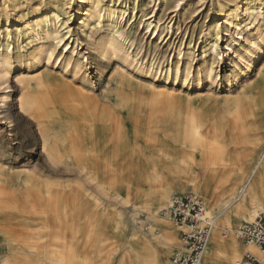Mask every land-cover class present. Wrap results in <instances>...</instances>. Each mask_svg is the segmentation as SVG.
<instances>
[{
    "label": "bare ground",
    "instance_id": "bare-ground-1",
    "mask_svg": "<svg viewBox=\"0 0 264 264\" xmlns=\"http://www.w3.org/2000/svg\"><path fill=\"white\" fill-rule=\"evenodd\" d=\"M98 4L99 1L93 2L95 8H98ZM50 14L46 11L34 22L25 21L23 29L26 35L46 40L49 30L60 19L57 12ZM112 14L111 9L106 11V16ZM85 15L89 18L92 14L86 11ZM123 18L121 15L120 22ZM262 21V24L256 20L237 28V37L245 39V42L241 45V51L234 52L236 62H232L233 73L231 80H227L229 92L223 102L212 99L213 93L201 92L204 79L210 80L214 73L204 63L193 76L194 94L192 91L170 92L166 89L167 83L163 89L152 85L147 90L141 89L134 84L135 79L126 77L118 68L107 78L101 94H97L88 85H75L74 77L70 81L66 78L69 74L67 71H72L74 76V72L83 70L84 65L78 59V65L74 67L67 63L61 74L48 70L33 78L15 77L7 102L15 95L16 104L7 105L6 118L25 121L30 128L31 138L26 144L28 151L21 152L22 148L18 146L16 154L10 155V165L0 161V264H73L68 254L69 241L78 236L84 240L94 237L102 220L119 223L122 219L120 207L125 202L119 192V179L124 172V167L118 164L121 155L130 161L131 168L136 165L138 175L152 172L156 174L153 176L155 181L160 182L159 176L167 174L175 183L173 187L159 185L160 190L154 193L155 198L147 205L145 212L150 231L142 239H137L136 245H130L135 264H174L172 261L166 262V259L178 230L160 216L163 221L158 212L168 206L173 192H181L187 187L198 192L200 189L196 185L200 178L222 174L221 171L229 167L233 157L239 154L240 147H246L250 138L247 134L258 127L264 128V60L258 65L264 58V18ZM147 24L148 28L153 25L151 22ZM153 26L152 34L158 36V25ZM52 40L55 45L62 41L57 34L52 35ZM43 54L46 66L49 65L52 51L38 48L29 60L31 68L41 63ZM105 68L97 69V77ZM185 74L191 75V69ZM8 82V79L4 81L6 85ZM233 82L241 86L236 94H230ZM191 94L196 96L194 99L210 101L212 109L205 112L199 110L196 100L189 99L192 98ZM15 105L17 109L12 112ZM150 123L161 132H166L171 141L166 151H156L157 159H153L146 140L134 145L126 134L129 127H148ZM221 135L226 136L225 139L221 140ZM13 137L17 139L18 135L14 133ZM258 141L260 143L254 146L256 148L251 147L252 158L239 168L242 177L250 178V184L264 176V140ZM231 145L237 147L230 148ZM36 150L39 151L38 161L43 162L47 174L38 168V161L32 163ZM173 152L178 157L183 156L177 159ZM93 161L95 164L102 162V165H97L95 171L90 172ZM75 176L85 183L94 182L96 195L77 193L82 190L81 186L78 185L79 191H75L69 179ZM102 176L106 182L102 181ZM250 184L245 191L239 192L238 207L248 202L249 211L246 209L248 213L244 219L253 223L262 219L257 218L259 213L264 214V184L258 183L262 187L260 192H254ZM86 198L92 199L91 206ZM229 201L232 202L231 199L222 202L223 214L214 218L215 223L216 220L223 225L230 223V215L226 212L231 206ZM82 225L86 226L85 230ZM135 228L131 226L130 233L137 238ZM217 228L215 224L208 236L203 264L206 254V264H212L214 258L223 254L225 246L218 237ZM230 233L233 235L232 230ZM227 236L221 234L223 239ZM234 237H230L228 244L232 241L237 248ZM233 248L230 249V264H241L242 253ZM243 249L259 257L262 261H258V264H264V253L256 247L248 245Z\"/></svg>",
    "mask_w": 264,
    "mask_h": 264
},
{
    "label": "rangeland",
    "instance_id": "rangeland-1",
    "mask_svg": "<svg viewBox=\"0 0 264 264\" xmlns=\"http://www.w3.org/2000/svg\"><path fill=\"white\" fill-rule=\"evenodd\" d=\"M94 1H99L98 8L93 6ZM262 7L264 8V0H0V155L2 157L0 161L5 165H10L12 160L9 157L16 154L18 146H21V152L29 150L26 148V144L31 138L29 126L21 119L6 118L5 111L8 106L16 104L17 97L15 95L10 98V102H7L8 96L11 95L12 83L16 78L26 76L33 78L48 70H56L61 74L67 63H71L74 67L78 65L76 61L78 59V62L84 65L83 70L74 72L76 73L74 76L72 71H67L69 74L66 75V78L70 81L74 77L75 85H88L97 94H101V91L104 90L107 78L115 68L122 71L126 77L135 79L136 87L144 90L150 88L151 85L163 89V85L167 83L166 89L170 92L176 94L192 91L194 94L193 76L200 71L204 63L209 65L214 73L210 80L204 79L201 92L213 93L212 99L223 102L229 92L227 80H231L230 76L233 73L232 62H236L234 52L241 51V45H244L245 42V39L237 37L236 32L252 21L258 20L262 24L264 18ZM108 9H111L113 14L106 16ZM46 11L49 16L52 11L57 12L60 16L59 23L57 24L55 21V26L49 30V37L46 40H38L31 34L26 35L23 29L24 22H34ZM86 11L91 12V17L88 18L85 15ZM121 15L124 18L120 22ZM149 22L158 25V36L152 34L155 29L153 25L148 28L147 23ZM116 28L124 31L128 37L124 46V54L119 58H102L100 52L103 44ZM54 34H57L62 40L60 44L55 45L53 42L52 35ZM38 48L51 50V60L46 66L47 61L43 54L41 63L37 67L31 68L29 60L38 51ZM263 60L264 58L258 65H261ZM15 65L16 67H14ZM103 66L106 68L97 77L99 73L97 69ZM189 68L191 75L186 76L185 72ZM167 77H169L168 81ZM6 79L9 80L7 85L4 83ZM231 87L233 88H231L230 94H236L241 88L235 82ZM191 97L189 99H194L196 96L192 95ZM184 99L182 94V100ZM194 100L202 112L212 109L210 101ZM16 109L17 105L12 108V112H15ZM14 133L18 135L17 139L13 137ZM249 133L247 135L250 138L246 147H240L239 154L233 157L229 167H225L221 171L222 174L206 179L200 178L196 185L200 190L197 192L191 189L204 198L207 214L212 210L210 215L213 218L222 216L224 200H232V202H228L231 206L227 209L228 211L226 210L230 215V223L223 225L217 220L215 223L218 226V237L222 240L225 248L222 250L223 254L220 253L221 256L214 258L212 264H223L227 261L230 264L232 255L227 244L231 240L230 237H234L230 231L235 226L248 223L244 219L249 211L248 202H243L239 207L238 205L240 193L247 189L250 178L242 177L239 168H242L243 164L252 158L251 147L258 145L260 143L258 140L263 142L264 128L258 127ZM126 134L131 144L140 145L146 142L147 146L151 147L153 159H157V150L166 151L171 145L168 134L156 129L153 123H150L148 127L143 125L129 127ZM141 135L143 137H140ZM225 137L221 135L220 139H225ZM232 146L233 148L237 147L235 145L229 147L232 148ZM38 152L36 150V153L32 155V163L38 161ZM173 156L179 159L183 155L178 157V154L174 153ZM123 157L124 155H121L118 159V164L124 167V172L119 179L121 181L119 192L125 200L120 207L122 221L114 223L102 220L98 226V233L94 237L84 240L78 236L79 238L69 241L67 243L68 254L73 264H135V255L130 245H136L137 239H142L144 234L150 231V227L146 224L147 205L155 198L154 193L160 190V186L173 187L175 184L172 177L167 174L159 176L160 182L155 181L156 178L153 177L155 173L152 172L138 175L136 165L131 168L130 161ZM41 162V160L38 161V168L47 174V169L42 166L43 162ZM92 163L90 172H94L97 165H102V162L95 164L93 161ZM101 178L106 182L103 176ZM69 179L70 185L75 191H79L78 185L81 186L82 192L77 193L96 195L94 182L85 183L77 176ZM260 182L264 184V176L251 182L252 185H250L254 192H260L262 188L258 184ZM184 190L173 193L180 195ZM189 190L187 189V191ZM173 193L171 197L174 196ZM86 201L90 206L92 205L91 198H86ZM163 208L158 212L159 217ZM257 218L264 220V214L259 213ZM131 226L136 227L137 238L131 236ZM170 226H172L171 223ZM82 228L85 230L86 226L82 225ZM172 228L176 229L173 226ZM221 228L229 231L228 236L224 239L221 237ZM236 245L244 248L238 243ZM180 246L178 230L176 241L170 249L171 252L166 262H171L170 256L180 249ZM58 249L61 251V248ZM207 257L208 254L205 256V264L208 263ZM254 257L257 264L258 261H262L256 255ZM240 260L242 261V257Z\"/></svg>",
    "mask_w": 264,
    "mask_h": 264
},
{
    "label": "built area",
    "instance_id": "built-area-1",
    "mask_svg": "<svg viewBox=\"0 0 264 264\" xmlns=\"http://www.w3.org/2000/svg\"><path fill=\"white\" fill-rule=\"evenodd\" d=\"M179 230L181 248L170 259L174 264H203V256L208 236L215 225V220L207 214L206 202L195 192L172 197L166 208L160 212ZM226 236L229 231L222 229ZM233 235L244 246L253 245L264 253V221L257 219L253 223H243L232 229ZM257 263L256 258L247 252L241 264Z\"/></svg>",
    "mask_w": 264,
    "mask_h": 264
},
{
    "label": "clouds",
    "instance_id": "clouds-1",
    "mask_svg": "<svg viewBox=\"0 0 264 264\" xmlns=\"http://www.w3.org/2000/svg\"><path fill=\"white\" fill-rule=\"evenodd\" d=\"M128 41L126 33L119 28L113 30L111 35L104 42L101 49L102 58H119L124 54V46Z\"/></svg>",
    "mask_w": 264,
    "mask_h": 264
},
{
    "label": "crops",
    "instance_id": "crops-1",
    "mask_svg": "<svg viewBox=\"0 0 264 264\" xmlns=\"http://www.w3.org/2000/svg\"><path fill=\"white\" fill-rule=\"evenodd\" d=\"M187 189H190L189 191H187ZM189 192H193L192 190H191V188L190 187H187L184 191H183V193L182 194H180V195H183V194H187V193H189ZM174 196H177V195H174ZM173 196V197H174ZM236 227V226H235ZM234 227V228H235ZM220 230H222V228L220 229ZM233 243L234 242H229V244H227V247L229 248V250L230 249H232V247H234L233 249L234 250H237L238 252H240V253H242V258H244V255L247 253L243 248H240V247H235L234 245H233ZM236 243H238V244H240V245H242L243 246V244L240 242V240H238L237 238H236ZM246 252V253H245ZM223 264H229V261H227V262H225V263H223ZM249 264H252V263H249ZM254 264H257V263H254Z\"/></svg>",
    "mask_w": 264,
    "mask_h": 264
}]
</instances>
